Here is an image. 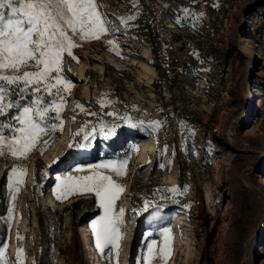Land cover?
I'll return each instance as SVG.
<instances>
[{
  "label": "rangeland",
  "instance_id": "1",
  "mask_svg": "<svg viewBox=\"0 0 264 264\" xmlns=\"http://www.w3.org/2000/svg\"><path fill=\"white\" fill-rule=\"evenodd\" d=\"M97 2L108 31L98 39L77 38L73 56L63 57L71 87L63 93L62 131L43 136L25 158L0 157L3 264H17L22 239V264L30 253L34 264H94L96 251L99 264H117L116 249L96 245L92 225L104 215L99 198L81 189L57 199V177L90 175L94 165L124 160L125 175L105 173L123 186L115 209L127 210L119 264H142L153 240L159 251L166 228L169 255L154 264H264V0ZM113 124L116 135L105 139L101 129ZM67 130L69 142L47 160ZM74 139L86 147L69 148ZM147 140L155 142V154L145 158ZM13 166L24 175L10 187ZM174 167L178 183L165 185ZM159 210L169 215L149 223ZM182 211L189 224L187 258L173 228ZM84 233L91 235L88 250Z\"/></svg>",
  "mask_w": 264,
  "mask_h": 264
},
{
  "label": "snow or ice",
  "instance_id": "2",
  "mask_svg": "<svg viewBox=\"0 0 264 264\" xmlns=\"http://www.w3.org/2000/svg\"><path fill=\"white\" fill-rule=\"evenodd\" d=\"M100 7L97 0H0V157L25 158L43 136L62 131L60 113L65 101L63 93L71 87L63 75V57L65 53L73 56L72 50L78 46L75 43L77 38L98 39L108 31L107 21L98 10ZM56 120L60 123H49ZM116 128L117 125L113 124L106 131L101 129L105 139L109 135L115 136ZM83 131L82 128L80 132ZM95 132L93 128L84 139L89 140ZM48 143L43 141L45 146ZM72 147L86 145H79L74 139L69 144V148ZM126 164L127 160L108 161L88 169L90 175L57 177L60 180L57 199H61L62 195L66 198L69 194H76L81 189L93 192L99 198L104 215L92 225L96 245L101 251L116 249L117 264L125 235L121 231L125 209L120 207L117 211L114 201L123 186L105 173L111 170L116 176H123ZM23 175L22 167L13 166L8 175L9 186L19 185ZM149 206L145 202V211ZM169 241L170 229L166 228L163 247L157 251L155 240L147 243L142 264H154L157 259L168 256ZM23 251L18 249L17 264H22ZM4 256L5 251L0 249V264H3Z\"/></svg>",
  "mask_w": 264,
  "mask_h": 264
},
{
  "label": "bare ground",
  "instance_id": "3",
  "mask_svg": "<svg viewBox=\"0 0 264 264\" xmlns=\"http://www.w3.org/2000/svg\"><path fill=\"white\" fill-rule=\"evenodd\" d=\"M145 57H147L146 55H143ZM83 68H78L77 71V77L78 78H83ZM84 95L86 98H88L89 96V92L87 89L84 90ZM76 127L79 125V121L75 122ZM69 131L67 130L66 133L57 139V141L54 143V146L50 149V151H48L47 153V160H50L51 158H56V156L59 155V153L62 152L63 148L65 147V145L69 142ZM143 151H144V155L145 158L148 157H153V155L155 154V142L152 140L150 142L144 141L143 142ZM150 153V155H149ZM166 158L168 159V156L166 155ZM149 162V161H148ZM146 162V163H148ZM145 162H142L140 165L143 166L144 164H146ZM173 173L174 176L171 177L170 179H167L165 182V185H171V186H175L178 183V180L176 179V175H177V170L174 167L173 169ZM48 203L51 206H55V200L49 196L48 197ZM124 206L127 209L128 208V200L126 199L124 202ZM127 211V210H125ZM169 214L165 213V210H159L157 212V214L154 217H148L147 221L149 223L151 222H159V220H161V218L163 219L164 217H167ZM188 220V217L186 216V211H182L180 212V214L176 217L175 221L173 222V228L174 231L176 232V236H177V247L179 249L180 252H183L182 250L184 249V255L187 258L189 256V253L187 252L188 250H191V246H190V240H189V224L186 222ZM27 228V222L25 219H23V224H22V234L25 233V230ZM89 239L87 238L86 234H83V238H84V242H85V249L88 250L89 249V244L91 241V235H89ZM26 239H22V245L21 248L25 251V246H26ZM17 248L15 243L12 244L11 249H10V255L13 257L15 255ZM18 251V250H17ZM23 251V252H24ZM93 259H94V264H99L100 262V255L99 252L96 251L93 255ZM24 264H34L33 262V255L30 253L29 256H25L24 257ZM171 264H176V261H172Z\"/></svg>",
  "mask_w": 264,
  "mask_h": 264
},
{
  "label": "trees",
  "instance_id": "4",
  "mask_svg": "<svg viewBox=\"0 0 264 264\" xmlns=\"http://www.w3.org/2000/svg\"><path fill=\"white\" fill-rule=\"evenodd\" d=\"M129 14H132V12H131V11H129ZM48 99H49V101H50L51 97H49ZM13 114H16V113H15V112H13ZM5 122H6V121H5ZM6 261L8 262V259H6Z\"/></svg>",
  "mask_w": 264,
  "mask_h": 264
}]
</instances>
